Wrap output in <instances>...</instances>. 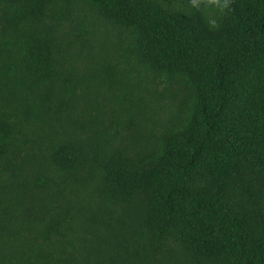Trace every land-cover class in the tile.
I'll list each match as a JSON object with an SVG mask.
<instances>
[{"label":"trees","instance_id":"obj_1","mask_svg":"<svg viewBox=\"0 0 264 264\" xmlns=\"http://www.w3.org/2000/svg\"><path fill=\"white\" fill-rule=\"evenodd\" d=\"M0 264H264V0H0Z\"/></svg>","mask_w":264,"mask_h":264}]
</instances>
